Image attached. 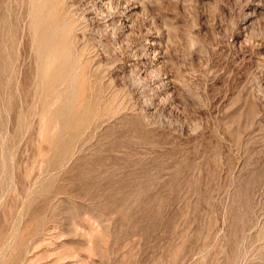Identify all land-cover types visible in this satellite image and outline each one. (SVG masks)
I'll return each mask as SVG.
<instances>
[{
    "label": "rangeland",
    "instance_id": "1",
    "mask_svg": "<svg viewBox=\"0 0 264 264\" xmlns=\"http://www.w3.org/2000/svg\"><path fill=\"white\" fill-rule=\"evenodd\" d=\"M0 264H264V0H0Z\"/></svg>",
    "mask_w": 264,
    "mask_h": 264
}]
</instances>
